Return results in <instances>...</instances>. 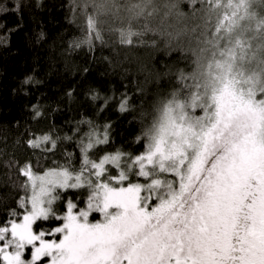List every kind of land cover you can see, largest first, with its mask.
Listing matches in <instances>:
<instances>
[{"label": "snow or ice", "instance_id": "1", "mask_svg": "<svg viewBox=\"0 0 264 264\" xmlns=\"http://www.w3.org/2000/svg\"><path fill=\"white\" fill-rule=\"evenodd\" d=\"M75 7L86 18L80 43L99 39L97 23L112 17L127 23L107 29L110 37L118 32V43L163 44L189 70H178V87L145 120L136 138L142 153L97 157L109 126L101 132L89 122L78 169L71 154L43 175L30 163L19 167L23 212L0 223V264H264V96L257 98L264 86L246 75L258 56L264 71V12L251 0H80ZM170 20L193 23L177 31ZM128 108L125 94L120 111ZM58 139L45 134L28 144L47 151ZM60 189L87 191L85 206L68 199L59 214ZM94 212L101 222L89 221ZM50 220L60 223L47 230L37 223Z\"/></svg>", "mask_w": 264, "mask_h": 264}, {"label": "trees", "instance_id": "2", "mask_svg": "<svg viewBox=\"0 0 264 264\" xmlns=\"http://www.w3.org/2000/svg\"><path fill=\"white\" fill-rule=\"evenodd\" d=\"M83 17L75 0H0V223L17 219L13 211L23 212L19 202L26 178L18 169L24 163L39 173L66 165L71 154L72 166L79 168L78 144L89 122L101 132L109 126V143L97 145V157L117 150L142 153L144 144L136 138L155 115L157 96L178 87V69L186 68L179 52L163 48L121 45L114 39L80 43L86 35ZM125 94L129 108L122 112ZM45 134L59 137L55 147L29 146L30 139ZM163 177L172 179L171 174ZM59 192L61 200L70 197L79 205L88 194Z\"/></svg>", "mask_w": 264, "mask_h": 264}, {"label": "clouds", "instance_id": "3", "mask_svg": "<svg viewBox=\"0 0 264 264\" xmlns=\"http://www.w3.org/2000/svg\"><path fill=\"white\" fill-rule=\"evenodd\" d=\"M251 2L254 5L258 6V8H257L258 12H264V0H251ZM79 3H80V0H75V5H78ZM185 10H187V9L185 8ZM78 11H79V9H78ZM83 18L86 21V18L85 17H83ZM103 19L106 20V22L97 23V30L100 31L101 36L99 39H95V41H98L100 44H106L108 42V40L114 39L118 42V32L114 36L110 37L107 29L109 27H114L117 29L126 28L127 23L126 22L121 23L119 19H113L112 17H106ZM169 23L173 26V29L178 31V30L183 28L184 24H188L189 26H191L193 21L188 20V21H184V22H177L175 20H170ZM179 39L183 43H185V44L187 43V36H181ZM257 39H260V38H257ZM261 44H264V40H261ZM161 48H163V50L167 52V50L164 48L163 44H160L158 47L154 48V51H159ZM260 59H261V57L258 56L253 60H249L246 64V75H252L253 73H255V76L257 78V86H259V87L264 86V71H258L257 70V61ZM184 69L189 70L187 67ZM168 95L157 96V102H160V101L166 99Z\"/></svg>", "mask_w": 264, "mask_h": 264}, {"label": "rangeland", "instance_id": "4", "mask_svg": "<svg viewBox=\"0 0 264 264\" xmlns=\"http://www.w3.org/2000/svg\"><path fill=\"white\" fill-rule=\"evenodd\" d=\"M60 168H55V169H47V170H45V171H43V172H39V173H36V174H38V175H43L45 172H48V171H50V170H59ZM114 175L115 174H117V170L113 173ZM163 176H165V174H161L158 178H161V179H164V177ZM132 182H141V183H143V182H145V178H142V177H137V179L136 180H133ZM58 191H63V189H60V190H58ZM68 199H72V198H70V197H66L65 199H60L59 201H57L55 204H54V208L57 210V212L59 213V214H62L63 213V211H64V209H65V205H66V202H67V200ZM74 201H76L75 199H73ZM77 202V201H76ZM78 203V202H77ZM156 203V201L155 200H153V201H150V205H154ZM79 205V204H78ZM80 207H84L85 205L83 204V205H79ZM95 213V212H94ZM94 215H93V213L89 216V221L90 222H93V223H95V222H101L102 221V219H103V217H102V215L100 214V213H98V216L97 217H93ZM20 219H22V216L20 217ZM60 223V221H54L53 223H51V224H48V225H45L44 224V222H41L40 224H38L40 227H42L43 229H45V230H47V229H49V228H54V227H56L58 224Z\"/></svg>", "mask_w": 264, "mask_h": 264}]
</instances>
